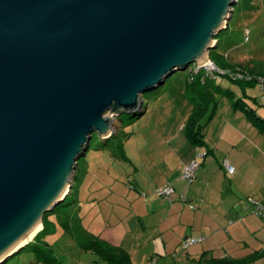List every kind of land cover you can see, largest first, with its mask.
Masks as SVG:
<instances>
[{
	"label": "water",
	"instance_id": "95a60500",
	"mask_svg": "<svg viewBox=\"0 0 264 264\" xmlns=\"http://www.w3.org/2000/svg\"><path fill=\"white\" fill-rule=\"evenodd\" d=\"M236 2L0 0V264L71 192L94 133L210 60Z\"/></svg>",
	"mask_w": 264,
	"mask_h": 264
},
{
	"label": "crops",
	"instance_id": "0c3cea01",
	"mask_svg": "<svg viewBox=\"0 0 264 264\" xmlns=\"http://www.w3.org/2000/svg\"><path fill=\"white\" fill-rule=\"evenodd\" d=\"M227 60L233 66H241L237 61L254 64L239 56ZM217 84L260 115L261 100L253 104L251 99L256 97L246 90L251 87ZM232 103L233 99L214 94L212 113L202 131L204 142L199 145H192L184 134L190 108L173 129L167 122L163 147L158 149L162 159L152 155L153 160L143 162L140 152L141 163L130 162L136 172L132 186L138 194L133 195L131 209L118 212L112 207L119 205L117 194L111 202L101 201L109 193L100 196L97 212L103 225L79 245L85 248L98 240L104 247L124 250L132 264H264V218L252 214L248 203L254 199L264 205V129ZM140 141L142 151L145 143ZM224 161L234 168L232 174L224 169ZM192 162L197 166L189 182L182 177V169ZM159 165L164 166L162 178L156 180L153 169L160 170ZM145 177L147 182L142 180ZM164 186H171L174 193L158 199L154 193ZM47 224H42V240ZM190 238L200 241L184 248V240Z\"/></svg>",
	"mask_w": 264,
	"mask_h": 264
},
{
	"label": "rangeland",
	"instance_id": "374dc122",
	"mask_svg": "<svg viewBox=\"0 0 264 264\" xmlns=\"http://www.w3.org/2000/svg\"><path fill=\"white\" fill-rule=\"evenodd\" d=\"M236 1L232 7L233 14L228 27L216 37V41L219 42L218 47L210 51L213 53L212 58L219 63V61L227 62V56L230 59L239 56L240 59L251 60L254 65H264V0ZM246 33H248L247 41H245ZM237 62L241 66L247 64L244 61ZM188 68L184 72L174 73L162 86L142 95L143 108H146V111L140 118L135 119L130 115L122 114L116 119L114 135L122 140L124 158L118 147L114 150L103 148L109 138L101 140L97 134L92 135L88 151L77 162L75 173L77 180L74 181L72 190L76 203L73 204V199L69 196L66 201L67 206L58 207L47 217V231L42 241L47 244L59 264H102L99 254L79 245L90 235H96L103 225L97 212L99 197L109 193L101 201L109 199L111 202L117 194L119 205L113 204L112 207L120 212H124L125 208L131 209L132 199L137 192L133 189V178H131L136 172L130 162L141 163L140 152L143 162L153 160V157L157 161L162 159V152L158 149L163 147L161 143L166 137L167 122H170V128L173 129L175 124L186 115V111L191 109V102L186 92ZM217 83L234 86L231 80L222 77L217 79ZM246 90L258 100H261L264 94L259 86ZM257 110L260 115H264V108L258 107ZM140 140L145 143L143 145L145 149L142 151L143 143ZM117 141L116 138L111 139L108 147H111L112 142L118 146ZM158 167L162 168L153 169L156 180L162 178L160 172L163 171L164 166ZM83 177L85 178L82 181ZM147 178L142 180L147 182ZM154 195L158 199L166 198H161L157 193ZM142 196L145 197V194ZM34 262L35 254L29 249H22L5 264H42Z\"/></svg>",
	"mask_w": 264,
	"mask_h": 264
},
{
	"label": "trees",
	"instance_id": "16d2710c",
	"mask_svg": "<svg viewBox=\"0 0 264 264\" xmlns=\"http://www.w3.org/2000/svg\"><path fill=\"white\" fill-rule=\"evenodd\" d=\"M216 40V39H215ZM219 45V42L217 41L215 44V47L217 48ZM212 52H210V59L219 67L222 69H228L232 72H242L246 73L250 76H252V79L250 81L247 80H233L228 76H223L222 78H226L232 81L233 84L238 85L242 88L244 87H254V86H259L258 85V79L262 78L264 79V65L261 64H248L244 66H233L230 65V63L219 61H215L212 58ZM229 57V56H227ZM219 78V77H218ZM215 80H206L204 83H201L200 77L195 78L193 81L189 80L188 77V82L186 86V92L189 96L190 102H191V113L187 119V122L185 124L184 128V134L188 141L192 145H199L202 144L203 141V135L202 131L203 128L206 124V122L210 119L211 116V110L214 106V94H221L225 95L231 99H233V107L234 108H240L245 113L247 116L254 122V124L260 128L261 130L264 129V118L261 117L260 115L257 114L256 109L254 107L248 106L244 99L242 98H235L234 93L229 90V89H223L220 85L216 83L217 79ZM260 87V86H259ZM264 92V89L262 90ZM264 94L262 95L261 102L258 104L260 108H264ZM252 103L256 104L257 103V98H252ZM142 112V110L139 112V114ZM138 116H131V118H137ZM116 138L118 141V146H115L112 142L111 146L112 149H117L119 148L120 152L122 153V157H125V154L122 152L123 147L122 145V140L117 137V135H113L111 138H109V141L111 139ZM109 141H106V146H109ZM114 146V147H113ZM103 147V148H105ZM102 148V149H103ZM73 187L71 189V192L66 196L65 200L58 206V207H63L67 206L66 201L69 196L72 197L73 199ZM74 201V199H73ZM72 202V201H71ZM70 205V204H69ZM57 207V208H58ZM56 208V209H57ZM55 209V210H56ZM49 214H46L43 219V224L46 222L47 217ZM45 229V228H44ZM43 233L40 232L36 235V237L33 239V242L29 243L27 246H25L23 249H29L35 254V262H40L42 264H59L57 259L52 256L51 250L47 246L45 242L42 241L41 239V234ZM89 251H92L96 254L100 255V261L102 264H132L130 260V256L128 253H126L122 249H117L113 250L108 247L102 246L98 240H93L88 245L85 247ZM6 263V262H5ZM3 263V264H5Z\"/></svg>",
	"mask_w": 264,
	"mask_h": 264
},
{
	"label": "built area",
	"instance_id": "2783aa9c",
	"mask_svg": "<svg viewBox=\"0 0 264 264\" xmlns=\"http://www.w3.org/2000/svg\"><path fill=\"white\" fill-rule=\"evenodd\" d=\"M248 40V33L245 34V41ZM189 80L193 81L195 78L200 77L201 83H204L206 80H215L218 77H225L228 76L233 80L239 79V80H247L250 81L252 79V76L242 73V72H232L228 69H222L219 68L213 61L209 60L204 66L198 67L197 65L193 64L189 68ZM258 85L260 86L261 90L264 89V79L259 78L258 79ZM264 100V98H263ZM196 162H192L190 165L184 166L182 169V177L186 179L189 182L193 181L194 178V171L196 169ZM224 169L228 174H232L234 172V168L229 164L228 161H224ZM156 193L160 197H170L173 195L174 190L171 186H164L158 190H156ZM183 200V199H182ZM248 203L250 206L253 207L251 213L261 216L264 218V205L258 203L254 199H249ZM200 239L197 238H190L187 240H184L183 247L187 248L191 245H194L198 243Z\"/></svg>",
	"mask_w": 264,
	"mask_h": 264
},
{
	"label": "bare ground",
	"instance_id": "6f19581e",
	"mask_svg": "<svg viewBox=\"0 0 264 264\" xmlns=\"http://www.w3.org/2000/svg\"><path fill=\"white\" fill-rule=\"evenodd\" d=\"M40 229H41V225L39 224V225L33 230V232L30 234L29 239H27L26 241L22 242V243L20 244V246H23V245H25L27 242H29L30 240H32V239L34 238V236L37 234V232L40 231Z\"/></svg>",
	"mask_w": 264,
	"mask_h": 264
}]
</instances>
